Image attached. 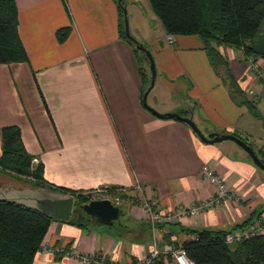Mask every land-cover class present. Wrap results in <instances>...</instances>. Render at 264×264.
I'll use <instances>...</instances> for the list:
<instances>
[{
	"label": "crops",
	"instance_id": "1",
	"mask_svg": "<svg viewBox=\"0 0 264 264\" xmlns=\"http://www.w3.org/2000/svg\"><path fill=\"white\" fill-rule=\"evenodd\" d=\"M141 1L129 5L139 12L134 19L145 22ZM16 9L28 60L0 64V128L19 126L26 150L39 158L44 179L53 185L125 189L121 221L88 228L52 221L32 264H85L72 252L100 254L104 264H137L152 251L153 237L162 249L167 241L190 238L184 228L254 225L264 234V169L232 140L205 142L185 122L157 116L144 105L138 63L119 36L114 0H16ZM63 26L71 29L59 42L55 32ZM166 34L162 30L152 40L161 89L149 107L190 116L204 135L233 133L264 154L262 120L223 83L225 66L214 70L197 35H173L168 43ZM217 49L232 80L264 118L262 78L251 75L241 50ZM251 58L264 77V60ZM204 164L227 182L231 197L152 231L136 197L143 195L162 211L205 200L213 187L201 178ZM132 196L134 203L127 202ZM164 264L175 262L165 258Z\"/></svg>",
	"mask_w": 264,
	"mask_h": 264
},
{
	"label": "trees",
	"instance_id": "2",
	"mask_svg": "<svg viewBox=\"0 0 264 264\" xmlns=\"http://www.w3.org/2000/svg\"><path fill=\"white\" fill-rule=\"evenodd\" d=\"M118 8L119 36L127 41L134 52L142 80V95L149 86L144 64L148 62L145 53L139 50L124 31L121 4ZM154 15L160 21L163 30L170 35H197L203 42L211 65L218 73V67L225 66L223 83L251 111L252 115L264 118L245 93L239 89L227 70V61L217 49L223 45L242 51L247 57H260L264 60V46L255 37L258 35L264 20V0H148ZM71 26L56 30L55 36L63 42ZM259 42V43H257ZM28 56L18 32L16 0H0V64L26 62ZM148 82V83H147ZM167 117V116H164ZM0 174L11 177L20 184L31 187H46L52 191H61L75 196L74 207L88 202L93 197L92 190L70 189L47 182L43 177V164L32 166V156L25 148L21 131L17 125H6L0 128ZM264 162V154L256 151ZM120 186L106 187L111 195L124 194ZM120 208L119 217L123 214ZM77 224L88 228L91 223L101 224L94 218L85 215L78 217L75 212L70 219L60 220L49 217L31 207L11 201L0 200V264H32L36 252L40 249L44 236L52 221ZM104 225L106 227H113ZM191 235L183 241H167L182 248L188 258L197 264H264V234L259 233L240 241L232 249L225 241L229 231L202 229H182ZM171 261L170 255L160 254L155 264H164V259Z\"/></svg>",
	"mask_w": 264,
	"mask_h": 264
},
{
	"label": "water",
	"instance_id": "3",
	"mask_svg": "<svg viewBox=\"0 0 264 264\" xmlns=\"http://www.w3.org/2000/svg\"><path fill=\"white\" fill-rule=\"evenodd\" d=\"M121 4V0H117ZM122 7L123 14V26L125 35L132 40L136 47L143 51L147 57L149 67L151 70V79L149 86L145 89L142 95V101L144 105L157 116H167L183 121L188 124L196 135L205 142L214 143L222 140H232L238 146H240L252 159V162L264 169V162L256 154L255 150L244 139L233 133H218L212 132L208 135H204L197 127L195 122L190 116H183L178 112L159 113L153 108L149 107L146 103V98L154 85V79L156 75L155 62L151 52L136 38H134L129 32L128 20L126 16V9ZM0 200L11 201L17 204L25 205L40 211L41 213L60 220L70 219L72 213L76 210L74 207L75 196L70 193L61 191H52L46 187H31L28 185H22L15 187L13 185H0ZM78 209V217L84 218L85 215L94 218L104 225H111L115 219L119 216V206L114 205L108 198H96L91 199L86 203L81 204Z\"/></svg>",
	"mask_w": 264,
	"mask_h": 264
},
{
	"label": "built area",
	"instance_id": "4",
	"mask_svg": "<svg viewBox=\"0 0 264 264\" xmlns=\"http://www.w3.org/2000/svg\"><path fill=\"white\" fill-rule=\"evenodd\" d=\"M166 41L168 43H172V36L170 34L166 35ZM248 62L250 64V71L251 75L255 77L257 80L261 79L262 84L264 85V77H261L258 70L257 64L251 59L248 58ZM258 76V77H256ZM249 94H253L252 89L247 90ZM40 162L38 157H33L31 159L32 166L37 165ZM201 178L210 183L213 187V194L199 202H194L188 207H181L178 210H165L162 211L161 209L157 208L153 201L148 200L147 198L142 197L137 198L136 201L138 202L139 206L146 212L147 219L150 223L151 230L154 231L156 226L160 223H172L175 222L180 218V216H196L203 213L206 209L212 206H218L223 200L229 199L231 197V189L228 186L227 182L220 177L214 170V168L209 164H204L200 170ZM106 187H98L93 189V194L96 196H100L101 192L106 194L98 197V198H108L111 202L115 205H119L120 197L118 195H111L108 194L105 190ZM121 190H125L121 188ZM107 195V196H106ZM110 195V197H108ZM260 233L258 227L254 225H250L244 228H240L234 231L227 232L225 235V241L228 244H236L240 241H243L247 238H250L254 235ZM152 251L149 255L142 258L141 261L137 262V264H153L154 259L161 253H169L171 258L175 262V264H197L193 260L189 259L185 254L184 250L180 247H176L171 243H167L163 246V249L160 250L157 246L156 239L153 237L152 240ZM82 263L89 264L91 261L97 263L99 260V256H94V254H77L76 252H72ZM101 257L100 260H102ZM104 259V258H103ZM94 260V261H93ZM97 261V262H96ZM93 263V264H94ZM111 264H119L112 262Z\"/></svg>",
	"mask_w": 264,
	"mask_h": 264
},
{
	"label": "rangeland",
	"instance_id": "5",
	"mask_svg": "<svg viewBox=\"0 0 264 264\" xmlns=\"http://www.w3.org/2000/svg\"><path fill=\"white\" fill-rule=\"evenodd\" d=\"M142 2V7L140 8L141 10H140V13H142L144 16H145V22H147L148 23V25H146L145 24V22H143L142 21V18H139V17H137V19H134V17H135V15L137 14V12L138 11H136V9H134V7H130V0H123V5H124V7L123 8H125L126 9V16H127V20H128V26H129V32H130V34L134 37V38H136V40L138 39V41L140 42V43H142L150 52H151V54H152V50L151 49H153L152 48V40H153V38L156 36V34L157 33H159V32H161L162 30H163V27H162V25H161V23H160V21L158 20V18L154 15V13L152 12V10H151V8H150V5H149V3H148V0H143V1H141ZM128 3V4H127ZM136 4L138 5V6H140V2L139 1H136ZM121 9H122V7H121ZM123 13V12H122ZM139 13V12H138ZM141 14V15H142ZM123 17V16H122ZM142 17V16H141ZM148 26V27H147ZM141 29V30H140ZM138 30H140V31H138ZM167 35V34H166ZM171 36H173V35H171ZM173 38V37H172ZM256 39H258V41L260 42H257V43H259V44H261V45H263L264 46V20H263V22H262V25H261V28H260V30H259V33H258V35L255 37ZM160 44V43H159ZM161 45V44H160ZM149 47V48H148ZM153 55V54H152ZM244 56V55H243ZM248 58L249 57H247L246 59L248 60ZM153 59H154V56H153ZM256 60H254V62H255ZM154 62H155V60H154ZM144 67H145V69H146V72H147V77H148V81L150 82V79H151V70H150V67H149V63L147 62V63H145L144 64ZM156 68V67H155ZM214 68V67H213ZM157 72V71H156ZM155 79L156 80H159V75L158 76H156L155 75ZM154 79V84L155 85H153V87H152V91L149 93V95H148V98H146V103H147V105L149 106V103L151 102V98H152V95L154 94V92L156 91V90H160L161 89V86L159 85V81L157 82L156 80ZM148 83V82H147ZM148 87V85L146 86V88ZM145 88V89H146ZM13 185V186H15V187H19V186H22L23 184H20V182L19 181H17V180H14L13 178H11V177H6L5 175H2V174H0V185ZM104 194H106V193H104V192H101L100 193V196H102V195H104ZM100 196H96L95 194H93V198L92 199H96V198H98V197H100ZM107 196V195H106ZM108 197H110V195L108 196ZM142 197V195H140V198ZM138 198V197H137ZM136 198V199H137ZM134 200V197L132 196L131 198H130V200L128 199V201L127 202H132ZM122 201L125 203V199L123 198V199H120V204H119V206L121 207V209L123 208V205H122ZM132 203H134V202H132ZM122 205V206H121ZM122 211H123V209H122ZM122 216H120V217H118L117 219H115L114 220V222H115V224L118 222V221H121L122 219ZM149 222V221H148ZM149 226H150V223H149ZM150 228H151V226H150ZM156 229V228H155ZM156 243H157V241H156ZM169 243H171V242H169ZM165 245V244H164ZM163 245V246H164ZM41 247H42V245H41ZM40 247V248H41ZM158 248L160 249V247L158 246ZM163 249V248H162ZM162 249H160V250H162ZM160 254H165V253H163V252H161ZM159 254V255H160ZM158 255V256H159ZM168 255H170V254H168ZM94 256H99L100 258H99V260H97L96 262L97 263H95V264H104V260H103V258H102V260H100L101 259V257H103L102 255H100V254H97V253H95L94 254ZM158 256L156 257V258H158ZM156 258L154 259V262H155V260H156ZM170 258H171V256H170ZM94 261V260H93ZM153 262V264H155ZM94 262H90L89 264H93Z\"/></svg>",
	"mask_w": 264,
	"mask_h": 264
},
{
	"label": "bare ground",
	"instance_id": "6",
	"mask_svg": "<svg viewBox=\"0 0 264 264\" xmlns=\"http://www.w3.org/2000/svg\"><path fill=\"white\" fill-rule=\"evenodd\" d=\"M249 58H251V57H249ZM252 59V58H251ZM253 61H254V59H252ZM257 154V153H256ZM258 155V154H257ZM115 205V204H114ZM118 206V205H117ZM120 209V208H119ZM120 213V212H119ZM119 217V216H118ZM157 227V226H156ZM230 231H234V230H230ZM229 231V232H230ZM239 243V242H238ZM238 243H236V244H238ZM171 244H173V243H171ZM228 244V243H227ZM174 246H176L175 244H173ZM231 245V244H230ZM176 247H179V246H176ZM165 254H169V253H165ZM171 256V255H170ZM190 259V258H189ZM196 263V262H195Z\"/></svg>",
	"mask_w": 264,
	"mask_h": 264
},
{
	"label": "flooded vegetation",
	"instance_id": "7",
	"mask_svg": "<svg viewBox=\"0 0 264 264\" xmlns=\"http://www.w3.org/2000/svg\"><path fill=\"white\" fill-rule=\"evenodd\" d=\"M74 212H75V214H78L79 211H78V209L76 208V210H75ZM77 216H78V215H77ZM90 218H91V217H90Z\"/></svg>",
	"mask_w": 264,
	"mask_h": 264
}]
</instances>
